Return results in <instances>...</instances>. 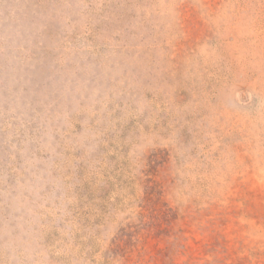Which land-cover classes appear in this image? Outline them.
Listing matches in <instances>:
<instances>
[{
    "label": "rangeland",
    "instance_id": "obj_1",
    "mask_svg": "<svg viewBox=\"0 0 264 264\" xmlns=\"http://www.w3.org/2000/svg\"><path fill=\"white\" fill-rule=\"evenodd\" d=\"M0 264H264V0H0Z\"/></svg>",
    "mask_w": 264,
    "mask_h": 264
}]
</instances>
